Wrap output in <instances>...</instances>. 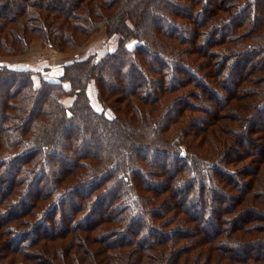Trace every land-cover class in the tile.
Listing matches in <instances>:
<instances>
[{"label": "trees", "instance_id": "1", "mask_svg": "<svg viewBox=\"0 0 264 264\" xmlns=\"http://www.w3.org/2000/svg\"><path fill=\"white\" fill-rule=\"evenodd\" d=\"M64 2L0 0V57L116 44L40 87L0 61V264H264V0Z\"/></svg>", "mask_w": 264, "mask_h": 264}, {"label": "rangeland", "instance_id": "2", "mask_svg": "<svg viewBox=\"0 0 264 264\" xmlns=\"http://www.w3.org/2000/svg\"><path fill=\"white\" fill-rule=\"evenodd\" d=\"M64 1H65L64 2V4H65L69 0H64ZM136 43H137V39L136 38H131V39L127 40L126 45L129 48H133L136 45ZM115 47H116V44H114L111 41H108L107 28L103 27V28H100V29L96 30L95 32H93L91 37L89 38V40L81 48L79 47L76 50L59 51L57 48L52 47L49 44H46L43 39L34 38L31 41L29 50L26 53L17 54V55H11V56H2V57H0V61H2L4 63H7V64H17V65H22L23 64V65H31V66H33L35 71L32 73V81H33V83H34V85L36 87H40L42 85L43 79H46V80H49V81H52V82L53 81H57V82L60 83V81H59L60 79H59L58 76L63 74L62 65L65 62L69 61L74 56L82 57L89 50H92L93 53L95 51V52H97L96 54L99 55V54H102L103 52H105L107 50H114ZM115 77H117V76L115 75ZM110 80H111L110 83L113 84L114 86L121 84L119 82V80H116L113 76H110ZM206 80L208 81V84L211 87H213L212 79L210 77H207ZM253 80H256V79H251V81H253ZM254 82L258 83V81H254ZM138 83H140V82H138ZM62 87L65 88V89H69L71 87L70 81L69 80H64L63 84H62ZM12 88L13 87H8V89H12ZM92 91H94V88L93 89L91 88V92ZM121 96H122V94H118L117 97L120 98ZM74 98H75V95L66 94V93L63 94L61 96V101H62L64 107L70 108V106L74 102ZM191 100H194V99L191 98ZM95 104H97V107L99 109L101 108L100 107V103L95 102ZM255 119H256V122L258 124H264V122H261L259 116H257V117L255 116ZM222 122L226 123V119H224ZM261 135H263V137H264V132H262ZM247 140H248L247 137L245 139H243V138L241 139V141L245 142V143H248ZM260 144L263 146L264 145V140L255 139V141L253 143H250V147H254V150L256 151L257 147H259ZM250 159H252V158H248L246 160H242V162H240V165H249L251 167L252 163H251ZM62 160H64V159H62ZM58 162H59V160H57L55 162V164H57ZM53 165H54V163H53ZM10 169H11L10 173L6 172V174L2 173L0 175V187H1L2 190H4V188L8 184L7 176H9L14 171L12 168H10ZM3 177H4V179H2ZM237 177H238L239 180L243 181L244 180L243 179L244 178V173L238 172ZM157 178H160V176L159 177L157 176ZM151 180H152V183L155 184L153 186L160 185L159 182L157 183V180H159V179L151 177ZM261 181H263V180H261ZM261 181H260V183H261ZM262 186H263V184L260 185V188ZM154 188H158V187H154ZM258 191H260L259 194L262 195V197H260V199L259 198L258 199L259 200L264 199L263 190L261 189V190H258ZM98 192H96L94 194L97 195V194H99ZM233 193H238V192L234 191ZM231 196H232V193L226 194V195H223L222 197H220V199L222 200L223 203H228L229 200L231 199ZM12 197H14V196H12ZM15 199L16 198H14V200ZM29 200H31V199H29ZM5 213H8L7 219H9L11 217L10 216L11 214L12 215L14 214L13 212H11V208H10V206H8L7 203H5L4 207H2V210L0 212V218L3 215H6ZM94 213H95V215L98 214L97 212H94ZM27 218L29 219L30 217L27 216ZM95 218H97V217L95 216ZM228 218L232 219L231 216L225 217L224 219L226 220V223H229V219ZM4 219H5V217H4ZM0 221H3V220L0 219ZM261 223H263V227H264V221L261 222ZM0 224L6 225L7 222H1ZM28 227L29 226H27V228ZM110 227H111V225L106 224V223H102L99 226V228L97 229V231L94 233L93 238L97 239V241H99V243L100 242L101 243H105V242H108V241H115V239L113 237H111V236H108L107 239L103 236V231H109V229H112ZM242 233L243 234H248V235H250V237H252L251 235L255 236V235L259 234V236H261L260 239L258 238V240H253L252 241L254 243V245L251 248V253L252 254H256V253H259L260 251L264 252V234H262L260 232L258 233V232H255V231L242 232ZM102 237H103V240H101ZM225 238H226V236H225ZM218 239L214 242V244L221 243L220 241H218ZM96 244L97 243H95V245ZM238 249H240V248H238ZM145 250L146 251H150L149 249H147V247H145ZM10 256H12V254ZM1 260L2 259L0 258V261Z\"/></svg>", "mask_w": 264, "mask_h": 264}]
</instances>
